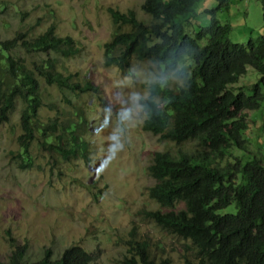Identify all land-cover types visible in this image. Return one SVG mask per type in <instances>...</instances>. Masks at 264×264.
I'll use <instances>...</instances> for the list:
<instances>
[{
  "label": "trees",
  "instance_id": "16d2710c",
  "mask_svg": "<svg viewBox=\"0 0 264 264\" xmlns=\"http://www.w3.org/2000/svg\"><path fill=\"white\" fill-rule=\"evenodd\" d=\"M201 1L144 0L142 9L150 16L149 22L109 8L117 27L129 24L130 29L118 30L105 43V64L128 70L134 58L149 60L182 80L171 87L158 78L149 83V94L141 99L146 131L177 145L195 142L192 149L153 154L147 168L155 180L149 197L161 208L145 210V215L163 230L189 239L200 264H264V159L252 155L244 163L238 155L230 165L221 166L234 150L248 152L242 139L247 129L246 111H257L264 101V34L250 38L247 44L232 41L230 23L218 17L227 0H217V7L204 9L210 22L199 24L196 18ZM188 26L194 31L189 32ZM75 44L72 36H59L55 25L36 37L19 32L4 39L0 33V127L10 121V114L21 101L18 155L22 168L34 164L35 141L45 152L64 160L89 158L84 115L77 113V119L69 120L55 116L46 122L40 118L43 97L39 77L77 93L98 87L92 82L72 81L70 75L56 69L54 58L47 57L31 68L15 54L16 49L24 48L70 57L79 51ZM249 71L256 81L237 86ZM232 203L237 207L235 213H219ZM10 244L9 258L0 264L94 261L84 247L72 245L59 257L47 248L39 260L29 262L27 243L11 236ZM123 264L172 262L169 258L156 259L149 243L138 239L134 229Z\"/></svg>",
  "mask_w": 264,
  "mask_h": 264
},
{
  "label": "rangeland",
  "instance_id": "374dc122",
  "mask_svg": "<svg viewBox=\"0 0 264 264\" xmlns=\"http://www.w3.org/2000/svg\"><path fill=\"white\" fill-rule=\"evenodd\" d=\"M264 0H227L218 17L231 25L230 38L247 44L250 38L264 34ZM144 0H0V33L4 39L17 33L36 37L55 25L59 36L75 39L78 53L60 54L15 50L16 56L31 68L47 57L56 60V69L70 75L74 82H92L98 87L89 92H73L39 77L43 106L40 118L46 122L58 116L62 120L87 119L84 136L89 143L88 159L64 160L32 144L34 164L22 168L19 163L18 137L22 133L23 104L18 101L10 121L0 127V260L7 261L12 250L11 236L27 243L28 261L39 260L45 249L55 257L72 245H80L94 256L91 264H123L129 253L132 232L149 243L156 259L169 258L172 264H200L189 239H183L159 227L144 211L161 206L149 197L155 180L148 166L156 151L194 148L161 139L144 129L146 111L141 99L148 96L149 83L160 78L171 87L182 80L163 72L149 60L134 58L128 70L105 64V43L121 29L113 22L109 8L131 13L150 21L142 9ZM217 0L198 5L196 22L208 25L210 15L202 12L217 7ZM198 24V25H199ZM188 31H194L188 26ZM256 81L253 71L237 86ZM245 114V113H244ZM247 153L234 150L221 166L230 165L240 156L244 163L256 155L264 159V101L256 110L246 111ZM111 158V159H110ZM103 171H97L104 165ZM233 166V165H232ZM235 203L219 213H235Z\"/></svg>",
  "mask_w": 264,
  "mask_h": 264
},
{
  "label": "clouds",
  "instance_id": "9594fccd",
  "mask_svg": "<svg viewBox=\"0 0 264 264\" xmlns=\"http://www.w3.org/2000/svg\"><path fill=\"white\" fill-rule=\"evenodd\" d=\"M106 166H107L106 163L104 165H100V167L97 169V171H103L104 167H106Z\"/></svg>",
  "mask_w": 264,
  "mask_h": 264
}]
</instances>
